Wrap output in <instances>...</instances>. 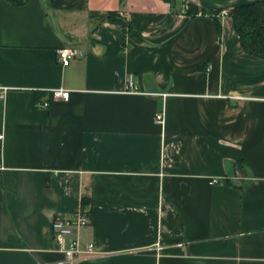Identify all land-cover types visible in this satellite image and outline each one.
<instances>
[{
    "label": "crops",
    "instance_id": "obj_1",
    "mask_svg": "<svg viewBox=\"0 0 264 264\" xmlns=\"http://www.w3.org/2000/svg\"><path fill=\"white\" fill-rule=\"evenodd\" d=\"M219 19L0 0V264H65L53 220L79 210L97 254L76 264H264V59Z\"/></svg>",
    "mask_w": 264,
    "mask_h": 264
},
{
    "label": "built area",
    "instance_id": "obj_2",
    "mask_svg": "<svg viewBox=\"0 0 264 264\" xmlns=\"http://www.w3.org/2000/svg\"><path fill=\"white\" fill-rule=\"evenodd\" d=\"M182 3V12L186 14L189 9L190 2L187 0H181ZM229 11L222 12H210L198 9L196 16H213V13L217 17L229 15ZM59 50V49H58ZM58 62L63 67L71 66L73 60L79 56V51L75 47H63L57 51ZM127 92L129 93H140L139 88L137 87L136 82L133 79V76H130L127 83ZM52 96L55 99H61L68 101L70 99L71 92L66 89H53L51 91ZM42 108H48L50 103L48 101L42 102L39 104ZM165 123L164 112L157 114V124L163 125ZM3 139V136H0V140ZM220 182V179H213L211 184H217ZM90 217L86 211L79 210L68 216H57L53 220L52 224V233H53V248L52 251L60 253L64 256L65 264H76L82 259H88L94 257L96 252L95 243L84 244L80 239V232L89 226Z\"/></svg>",
    "mask_w": 264,
    "mask_h": 264
},
{
    "label": "trees",
    "instance_id": "obj_3",
    "mask_svg": "<svg viewBox=\"0 0 264 264\" xmlns=\"http://www.w3.org/2000/svg\"><path fill=\"white\" fill-rule=\"evenodd\" d=\"M169 3L172 9L177 8V5L181 3V0H164ZM211 1H231V0H211ZM198 7L194 4H190L186 14L196 16ZM218 13H213V17L216 19L219 32H222V23ZM229 15L233 20V25L236 33L239 36L242 47L246 53L251 56H255L264 59V3H257L252 6L237 8L229 11ZM109 19L114 21H121L129 34L134 37L136 35L132 24H129L125 19L118 17L115 12L109 14Z\"/></svg>",
    "mask_w": 264,
    "mask_h": 264
},
{
    "label": "water",
    "instance_id": "obj_4",
    "mask_svg": "<svg viewBox=\"0 0 264 264\" xmlns=\"http://www.w3.org/2000/svg\"><path fill=\"white\" fill-rule=\"evenodd\" d=\"M205 11L222 12L233 10L237 8H244L255 5L257 3H264V0H231V1H211V0H187Z\"/></svg>",
    "mask_w": 264,
    "mask_h": 264
}]
</instances>
